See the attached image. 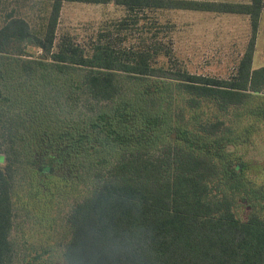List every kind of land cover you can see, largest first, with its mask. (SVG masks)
<instances>
[{
  "label": "trees",
  "instance_id": "16d2710c",
  "mask_svg": "<svg viewBox=\"0 0 264 264\" xmlns=\"http://www.w3.org/2000/svg\"><path fill=\"white\" fill-rule=\"evenodd\" d=\"M22 1L45 4L47 14L43 23L35 25L17 15L14 8L5 13L0 53L32 56L30 50L37 46L59 71L81 68L80 88L99 116L91 126L121 146L119 155L94 173L91 192L67 214L71 229L65 248L68 264H264V216L255 206L239 216L236 194L242 182L226 186L229 178L239 174V165L228 161L229 134L233 132L225 121L201 122L197 131L176 125V141L154 152L149 147L150 137L162 118L148 109L140 121L143 126L138 128L137 105L120 99L126 94L127 79L146 78L174 81L187 95L189 108L211 99L225 111L264 94V65L253 66L264 0ZM66 1L114 2L123 6L126 14L112 23L113 28L101 29L89 44H82L69 34L57 37ZM3 2L0 0V13ZM166 9L248 15L250 38L234 74L217 77L172 66L174 55L166 38L175 26L155 16ZM135 29L139 41L123 44ZM146 90L151 88L145 86ZM3 98L0 87V101ZM262 98L250 111L264 118ZM179 116L186 123L183 115ZM4 157L0 165V264H11L17 167L14 159ZM38 169L53 171L54 165L44 162ZM253 188L248 190L258 192L264 200V187Z\"/></svg>",
  "mask_w": 264,
  "mask_h": 264
},
{
  "label": "rangeland",
  "instance_id": "374dc122",
  "mask_svg": "<svg viewBox=\"0 0 264 264\" xmlns=\"http://www.w3.org/2000/svg\"><path fill=\"white\" fill-rule=\"evenodd\" d=\"M2 7L0 25L12 8L35 25L43 23L47 14L45 4L37 1L4 0ZM125 14V8L114 2L66 1L57 37L69 34L89 44L101 29L113 28L112 23ZM155 16L175 26L166 38L174 55L172 66L217 77L234 74L250 38L248 15L166 9ZM261 21L255 68L264 65V12ZM139 35L135 29L123 44H136ZM30 51L32 56L0 53V87L4 94L0 101V165L4 164L5 154L15 160L17 167L11 264H68L65 248L71 229L67 214L91 192L94 173L112 162L121 146L106 140L99 128L91 126L99 116L97 107L80 88L81 68L59 71L41 48L34 46ZM24 59L31 60L25 63ZM125 82L126 94L120 99L124 97L137 105L138 128L143 126L141 118L149 110L162 118L150 137L149 147L154 152L176 141V125L197 131L201 122L223 119L233 132L229 134L232 141L228 143V161L239 165V174L229 178L226 186L231 188L236 180L242 182L236 194L237 213L245 216L255 206L264 216V200L258 192L248 190L264 187V118L250 111L264 94L253 96L240 107L221 111L211 99L189 108L185 103L187 95L176 88L174 81L146 78ZM145 86L151 91L145 93ZM181 114L186 123L180 119ZM44 162L52 163L54 170H39Z\"/></svg>",
  "mask_w": 264,
  "mask_h": 264
},
{
  "label": "crops",
  "instance_id": "0c3cea01",
  "mask_svg": "<svg viewBox=\"0 0 264 264\" xmlns=\"http://www.w3.org/2000/svg\"><path fill=\"white\" fill-rule=\"evenodd\" d=\"M248 1H250V0H247V1H244V2H248ZM263 12H264V9H263V11H262V13H261V18H260V23L262 22L261 20H262V14H263ZM260 26H261V24H260ZM260 26H259V30H260ZM259 36V35H258ZM258 43V42H257Z\"/></svg>",
  "mask_w": 264,
  "mask_h": 264
}]
</instances>
